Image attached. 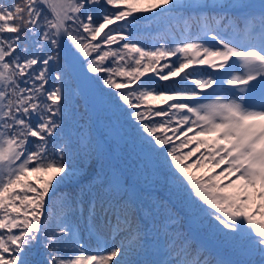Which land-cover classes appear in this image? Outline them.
<instances>
[{"label": "trees", "instance_id": "trees-1", "mask_svg": "<svg viewBox=\"0 0 264 264\" xmlns=\"http://www.w3.org/2000/svg\"><path fill=\"white\" fill-rule=\"evenodd\" d=\"M63 1L0 0V222L16 220L0 224V264H264V155L233 176L209 140L222 120L188 131L178 98L194 92L184 45L221 52L242 34L233 7Z\"/></svg>", "mask_w": 264, "mask_h": 264}, {"label": "rangeland", "instance_id": "rangeland-1", "mask_svg": "<svg viewBox=\"0 0 264 264\" xmlns=\"http://www.w3.org/2000/svg\"><path fill=\"white\" fill-rule=\"evenodd\" d=\"M210 0H208L209 2ZM215 1V0H213ZM61 2L60 9L64 11L66 8L70 6L69 0ZM192 5H198L199 3H203L201 0H189L188 1ZM232 4L229 5L230 7H234L235 11L242 13V15H245V18L247 19L251 13L250 8L258 5L264 6V0H232ZM185 5L188 3H184ZM229 6H225L229 8ZM260 11L264 13V11L259 10L257 7L253 8V12ZM264 18V14H261ZM124 19V18H122ZM244 33L238 34V36H233L229 39L226 47L221 46L223 49L221 52H214V51H207L202 45L198 46L195 43L188 42L184 45V48H186L189 58L185 60L186 63L181 64L179 71V79L184 75L182 73L183 70L189 72L187 82L188 84H192L194 86V92L186 93L185 100L188 102H180L181 104V111L184 113V118L186 123H190L192 120L194 123L189 125L188 131L197 130L199 128H203L205 125L214 124V121L217 118H220L223 122L222 124L216 123L214 124V127L210 129L209 131V140L215 145L218 151L220 153L225 152L224 159L222 161V165H228L230 164L231 173L233 176L240 177L241 173L243 172L242 169L248 166L249 162L253 160L255 157H260L261 155H264V147H262L264 143V96L259 95L260 93H264V88L259 85V87H255L257 90L256 92H252V90H248L249 93H253V95H249L248 98L245 96L239 95L240 93H236L238 91H241V93L244 91V89H247V84H264V56L260 53H254V51L260 50L261 52H264V31L259 29L260 35L263 37L261 39V42L259 43V46L253 51L250 48H253L255 45L253 42H256L259 38L257 36V32H252L249 34L250 27L247 21L244 22ZM211 41L215 42L213 39ZM260 41V40H259ZM245 44V45H244ZM247 44V47H246ZM172 46L175 51L172 52V54L175 57V60L178 61L181 52L180 45L176 47L175 41H172ZM240 47V48H238ZM241 49L242 55L241 57H238V59L234 60L231 58L233 49ZM246 54H251L253 60V65L255 71L250 70L247 66L249 64L247 58L244 56ZM77 57L76 54L70 53L68 54L69 60H73ZM244 57L245 59L243 60ZM243 61V62H242ZM242 62V63H241ZM241 64V66H239ZM239 66V67H238ZM210 69V75L211 77H207L205 79V82L203 84L199 83L198 79L195 77V75H198L197 70L204 68ZM238 67L237 69H235ZM229 70H233L232 73L229 74ZM234 76V77H233ZM224 77L225 82L227 84H231L227 87L220 88L224 84H220L217 80V78ZM236 78H240L238 81H235ZM250 78H255V80H252L254 83H250ZM242 82L243 85H239ZM235 83V84H232ZM132 83L126 84L128 86H131ZM125 86V87H128ZM231 88L236 94L231 93L229 91H224ZM251 89V88H250ZM224 91V92H223ZM218 92H221V94H226L230 98L225 99L228 97H224L223 95L220 96L221 98H224V100L217 101L213 98V96H219L220 94H217ZM174 95H179L178 93H174ZM259 95V96H256ZM245 97V98H244ZM178 98H183L182 95H179ZM213 98V99H211ZM172 101V100H169ZM191 105L194 107H186V105ZM209 108L212 112L206 113L205 110ZM202 122H205V124H200ZM231 125V128L236 132L238 135L242 129L249 130L247 134L244 136L243 139H241V142H238L231 136L228 132V127ZM185 132H187L185 130ZM227 133V136H226ZM242 134V133H241ZM240 134V135H241ZM239 135V136H240ZM258 136L260 140L257 143L256 139H252V137ZM262 141V142H261ZM252 144L255 145L256 153L255 151H252L250 155H245L243 152L246 148H249ZM10 146V145H8ZM8 148V147H7ZM194 153V152H193ZM227 153V159L226 162L225 157ZM195 154L197 155L198 152L195 151ZM21 158V155L18 154L16 156V161H19ZM3 155L0 152V169L2 168V160ZM240 164V166H239ZM242 164V165H241ZM239 166V167H238ZM244 166V167H243ZM219 169V166H217L212 171H216ZM243 175V174H242ZM6 175L0 174V187H2L5 183ZM262 177L263 174H258L256 176V179L254 181L255 188L253 190L252 195H254L253 202L251 207L259 201L258 193L260 190L263 189V183H262ZM114 179V178H112ZM114 182V183H113ZM121 180L117 179L112 181V184H118ZM208 207V204H203L200 206L202 208V212H206ZM203 212V213H204ZM226 217L227 213L225 212ZM16 220H9L7 218H3L0 224H8L13 225V223ZM91 259L95 261V256H93ZM26 264L28 262L26 261Z\"/></svg>", "mask_w": 264, "mask_h": 264}, {"label": "bare ground", "instance_id": "bare-ground-1", "mask_svg": "<svg viewBox=\"0 0 264 264\" xmlns=\"http://www.w3.org/2000/svg\"><path fill=\"white\" fill-rule=\"evenodd\" d=\"M236 53H234V55H235Z\"/></svg>", "mask_w": 264, "mask_h": 264}]
</instances>
